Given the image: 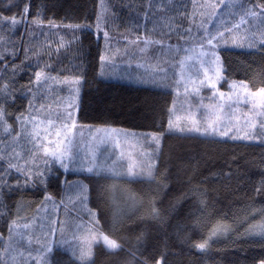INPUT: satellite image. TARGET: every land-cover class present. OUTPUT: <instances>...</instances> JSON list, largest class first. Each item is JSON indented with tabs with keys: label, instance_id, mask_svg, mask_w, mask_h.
<instances>
[{
	"label": "snow or ice",
	"instance_id": "1",
	"mask_svg": "<svg viewBox=\"0 0 264 264\" xmlns=\"http://www.w3.org/2000/svg\"><path fill=\"white\" fill-rule=\"evenodd\" d=\"M101 5L102 11L96 14L94 23L85 19L65 25L73 29L67 43L78 39L77 30L83 33L94 28L97 38L102 34L105 44V52L99 56L100 75L114 76L113 57L120 49L109 48L111 37L104 15L108 9L104 0ZM158 7L168 10L177 7L176 15L185 17L188 26L176 34L188 43L183 49L165 44V35L183 27L174 17L165 18L169 32L161 33L159 38L141 34L134 39L124 37L128 44L139 46L141 53L152 44L174 53L170 60L157 56L154 62L139 65L149 69L145 73L122 77L134 83L170 89L173 93L166 109V122L156 130L136 131L107 123L92 125L79 121L77 113L81 109L85 76L79 71L53 75L50 65L41 62L42 53L48 54L46 49L30 48L23 37L19 45L13 40L21 25L27 35H32V28H40L45 23L57 27L56 23L51 19L46 21L39 12H32L30 0H5L3 8L8 14L0 10V194L4 188L22 192L29 186L39 185L43 188V202L51 201L55 208L54 197L48 191V178L60 175V169L64 174L76 172L82 178L68 181L65 177L62 183L74 191L87 209V220L81 218L74 222L67 234L61 223L57 239L55 220L50 221L52 226L47 231L41 225V231L34 234L35 217L21 216L19 202L15 206L16 215L0 203V218L8 217L5 231H0V264H95L93 257L98 245L113 254L128 252L125 264H163V256L149 261L140 252L143 233L136 234V243L129 248L112 234L123 226L119 212L113 213L105 227L97 210L87 208L92 181L140 177L165 187V174L158 167L165 135L196 134L264 144V71L259 74V84L249 79H232L219 51L221 46L229 44L264 51V0H190L191 11H188L189 4L174 5L173 0H167ZM180 8L184 11H179ZM60 46H63V37ZM19 49L23 50V60L36 58L29 78V84L35 87L26 89L30 95L27 106L22 111L11 112L10 105L16 101L14 78L23 70L16 63ZM53 83L67 88V96L59 98L57 103L62 111L53 112L51 104L33 102L43 100L39 94L51 89ZM222 84L227 86V91L222 90ZM205 89L207 95L203 92ZM181 96L183 100L178 106L177 98ZM259 167L260 179L253 187L251 202L231 217L225 214L208 220L206 234L193 241L192 247L203 253L220 238L232 237L258 238L264 247V203L257 206L255 202V196L264 191V160ZM224 175L231 178V170ZM190 197H195L205 215L210 204L202 181L190 180L188 189L175 197L170 209ZM136 203L135 196L131 197L129 207ZM150 215L154 220L164 219L154 203ZM201 223L205 221L194 219V225ZM33 242L37 247H32ZM61 252L70 253L71 259L61 260ZM253 264H264V256L255 259Z\"/></svg>",
	"mask_w": 264,
	"mask_h": 264
},
{
	"label": "trees",
	"instance_id": "2",
	"mask_svg": "<svg viewBox=\"0 0 264 264\" xmlns=\"http://www.w3.org/2000/svg\"><path fill=\"white\" fill-rule=\"evenodd\" d=\"M4 2L0 0V10L8 14L3 8ZM30 2L32 12H39L46 21L51 19L64 24L85 19L94 23L99 10V0ZM77 36L78 39L71 44L67 42L72 37L58 47L57 55L55 49L51 50L50 55L55 54V58L50 69L55 75L79 71L85 76L81 109L77 113L79 121L92 125L107 123L136 131L156 130L166 122V109L173 97L171 92L101 79L99 56L103 41L92 30L77 32ZM220 54L232 79H249L254 84L261 82L259 74L264 71V51L223 49ZM17 99V109L22 111L28 98L17 96ZM262 160V143L205 139L196 135H165L158 165L165 174V187L160 188L155 181L135 179L126 181V188L120 189L117 197L118 192L107 189L105 180L99 183L93 180L88 203L102 217L105 227L111 222L114 212L121 214L123 226L112 234L124 241L125 248L136 243L134 237L137 233H143L140 252L149 261L163 256V264H253L255 259L264 256V247L258 238H220L203 253L192 247V242L206 234L208 220L225 214L231 217L251 202L253 187L260 179ZM229 170L231 178L224 175ZM59 172L60 175L48 178V191L58 205L63 199L62 181L65 177L61 170ZM190 180L202 181L208 190L210 207L205 215H202L195 197L182 200L175 209H170L175 197L188 189ZM42 192L39 185L29 186L22 192L4 188L0 203L6 205L12 215H16L18 202L24 207L21 209L30 207L35 209V213L43 202ZM126 192L129 195L122 199L121 193L124 196ZM133 196L137 203L129 207ZM255 202L257 206L264 203V191L255 196ZM153 203L164 214L163 221L152 219L150 208ZM7 218H0V231H5ZM196 218L205 223L194 225ZM59 258L69 260L71 255L61 252ZM93 259L95 264H125L128 252L113 254L98 245Z\"/></svg>",
	"mask_w": 264,
	"mask_h": 264
},
{
	"label": "rangeland",
	"instance_id": "3",
	"mask_svg": "<svg viewBox=\"0 0 264 264\" xmlns=\"http://www.w3.org/2000/svg\"><path fill=\"white\" fill-rule=\"evenodd\" d=\"M167 0H104V6H107V12L104 15L107 17L108 23V31L111 37V43L109 48L112 50L120 49L119 52L113 57L114 68L113 71L116 75L114 76H102L101 79L105 81L112 82H121L125 84H132L135 86H145L148 88H155L158 90H163L167 92H171L170 89H162L154 87L151 84H138L130 81L126 77L127 74L131 73L132 75L142 74L148 71L146 67H140L139 65H146L150 60L155 61L157 56L162 58L171 59L174 53L169 52L167 50H161L160 46L152 44L149 46L148 50L144 53L139 51V46L128 44V40L124 39V37H128L129 39H134L137 34L141 35H150L154 39L159 38L161 33H168L169 29L167 27L166 17H174L177 24L183 25L181 28H175L174 31L170 35H165V44L166 45H175L183 49L187 46L186 41L179 39L177 32H183V28L188 26V21L183 16L176 15L177 7H172L170 10L158 7L161 4H166ZM174 5L181 4H189L188 11L190 9V0H173ZM151 5V7H149ZM98 12L102 11L101 0H99L98 4ZM179 11H184V9L180 8ZM57 27H52L45 23L40 28H32V35H27L25 32V28L23 25L19 26L17 35L13 36V40L17 45L20 44L21 38L27 41L28 46L30 48L41 47L46 49L48 54H43L41 56V62H46L50 67L52 66V62L54 61L55 54L57 55L58 45L61 44V37H63V44L68 41L70 37H72L73 29L66 27L64 23L55 22ZM21 31V35L19 32ZM95 32V29H92ZM195 31V30H194ZM77 32H80L77 30ZM101 41L102 34H101ZM127 45V51H125V46ZM142 46V45H140ZM55 49V54L50 55L51 50ZM223 49L228 50H242V51H256L258 48H240L232 45H224L221 46L219 51H223ZM102 52H105V44L103 41ZM180 55H183V52H180ZM178 58V57H177ZM50 59V60H49ZM23 60V50L19 49L16 55V63L21 66L23 70L18 71L15 76V87L16 91L14 95L16 96V101L14 104L10 105L11 112H18L17 107L18 99L17 96H24L25 98H30V95L27 93L26 89L29 87H35L34 85L29 84V78L32 76V69L35 67V57H32L28 60H23V65H21V61ZM101 63V62H100ZM2 67V64H0ZM101 69H99L100 74ZM107 71V68H105ZM55 75V74H53ZM222 90L227 91V86L222 84ZM82 91V90H81ZM204 94L207 95V90H203ZM172 93V92H171ZM67 88L65 85H57L55 83L52 84L51 89L42 90L39 95H43L44 99L39 101H33L34 104L45 103L51 104L53 112L62 111V109L57 108V103L59 102V98H63L67 96ZM173 94V93H172ZM183 100V96L177 98V104L181 103ZM78 119V118H77ZM178 134V133H177ZM181 135V134H178ZM196 134H190V136H195ZM199 136V135H196ZM201 137V136H199ZM205 138L206 137H202ZM210 138V137H209ZM210 139H219L222 141L231 140L228 138H210ZM163 141V140H162ZM232 141H241L245 143H260L259 141H245V140H232ZM23 144V140H21ZM101 150H103V146H100ZM162 148V146H161ZM63 172L62 169H60ZM65 177L68 181H72L78 178H82L79 173L69 172L65 174ZM64 177V179H65ZM135 179H141L140 177H125L119 179L117 181L105 180L107 185V189L112 190L116 193L118 192L117 197L119 196V190L122 188H126V181H133ZM63 200L64 207L62 203L59 202V205L56 203V207L54 208L52 202L49 201L46 204L44 202L41 203L40 206L35 209L27 207V209H21L20 215L24 217H35V224L33 225L34 234L39 233L41 231L40 226L43 225V231H47V229L52 226L50 225V221L55 220L56 224L54 225L57 228V232L55 234V238L60 237L59 227L60 224L63 223L65 226V233H68V229L70 225H73L74 222H79L82 218L87 220V209L84 208L79 198L75 196V193L72 189L68 187V185L64 184L63 190ZM129 193H124V196L121 193V198H126ZM71 197V199H69ZM89 200V199H88ZM24 208V207H22ZM87 208H90L89 203L87 202ZM59 214L61 216H59ZM2 244V241H0ZM33 248L37 247L35 242L32 245ZM70 254V253H69Z\"/></svg>",
	"mask_w": 264,
	"mask_h": 264
}]
</instances>
